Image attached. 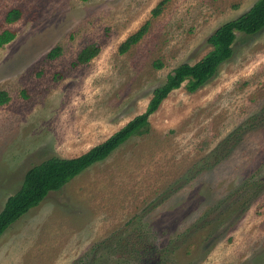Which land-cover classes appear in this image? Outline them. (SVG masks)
Wrapping results in <instances>:
<instances>
[{"label": "rangeland", "instance_id": "rangeland-1", "mask_svg": "<svg viewBox=\"0 0 264 264\" xmlns=\"http://www.w3.org/2000/svg\"><path fill=\"white\" fill-rule=\"evenodd\" d=\"M256 1L0 0V33H16L0 50V211L32 166L80 156L145 112ZM149 119L14 222L0 264H264V29L238 32L211 80L183 83Z\"/></svg>", "mask_w": 264, "mask_h": 264}, {"label": "trees", "instance_id": "trees-1", "mask_svg": "<svg viewBox=\"0 0 264 264\" xmlns=\"http://www.w3.org/2000/svg\"><path fill=\"white\" fill-rule=\"evenodd\" d=\"M164 4L165 1L160 2L153 9V14L158 15ZM21 16L22 11L14 8L8 11L6 20L12 23L20 19ZM262 29H264V0H257L249 10L237 18L223 23L209 36L207 41L213 49L201 60L194 64H182L175 68L168 75L166 82L154 90L145 112L136 116L119 131L80 156L72 158L53 156L32 166L26 172L20 189L7 198L4 208L0 211V236L30 209L38 206L51 192L62 189L69 181L90 166L108 158L132 136L150 132L149 118L158 110L170 92L180 88L183 83H186L189 92H196L204 86L217 74L220 66L232 58L238 32L254 35ZM147 30L148 23L120 45V52L128 51L133 44L141 40ZM15 37L16 33L11 29L3 30L0 33V50ZM99 51V46L93 49H85L81 56L85 57V61H89ZM61 53L62 48L56 47L49 52L48 56L49 58H56Z\"/></svg>", "mask_w": 264, "mask_h": 264}, {"label": "crops", "instance_id": "crops-1", "mask_svg": "<svg viewBox=\"0 0 264 264\" xmlns=\"http://www.w3.org/2000/svg\"><path fill=\"white\" fill-rule=\"evenodd\" d=\"M29 211H30V210H29ZM7 230H8V229H7ZM7 230H6V231H7ZM0 237H1V236H0Z\"/></svg>", "mask_w": 264, "mask_h": 264}]
</instances>
